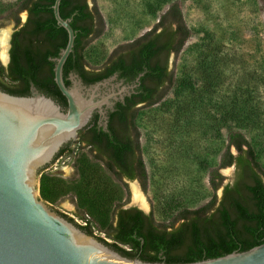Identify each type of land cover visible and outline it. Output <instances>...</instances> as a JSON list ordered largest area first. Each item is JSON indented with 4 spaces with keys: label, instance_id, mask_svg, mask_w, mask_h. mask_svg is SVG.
<instances>
[{
    "label": "trees",
    "instance_id": "1",
    "mask_svg": "<svg viewBox=\"0 0 264 264\" xmlns=\"http://www.w3.org/2000/svg\"><path fill=\"white\" fill-rule=\"evenodd\" d=\"M54 1L21 0L16 6L8 68L13 76L0 71V90L24 97L32 84L40 94L65 109L66 101L53 80L54 63L49 61V58L58 57L67 43L66 32L57 25L53 16ZM262 3L264 9V0ZM24 11L27 19L20 26L18 14ZM59 14L63 20L70 19L69 25L75 36L72 52L63 67L64 79L70 71L78 74L85 84L92 82V78L107 77L114 72L126 81H134L143 73L136 94L124 101L129 103L137 97L135 103L143 106L160 103L170 89L181 91L191 88L189 81L174 80L169 70L170 56H177L193 35L186 27L176 2L168 6L149 31L117 47L97 68H89L84 56L89 41L100 35L102 21L96 8L89 7L88 0H61ZM123 107L118 103L115 111L125 125ZM136 111L131 121L143 187L146 172L140 156ZM109 132L104 134L100 131L99 134L108 141L112 158L120 161L130 149L129 140ZM84 148L87 152L77 155L74 149L65 153L64 146L52 161L54 163L62 155L72 158L76 174L73 179L64 180L58 175L44 173L45 168L39 171V199L53 206L67 196L72 197L79 213L77 219L86 220L87 227L59 214L90 236H93L94 229L104 233L110 243L94 237L120 255L148 263L184 264L244 252L264 243V169L254 148L241 132L233 130L227 134L219 164L209 171L212 196L208 202L196 209L178 210L166 225L156 223L151 214L144 216L132 209L119 211L113 227V215L120 208L122 190L112 182L115 172L95 151L93 143L86 144ZM230 167L234 168L233 178L223 185L224 177L220 170ZM220 188L218 198L216 192ZM114 229L116 235H112Z\"/></svg>",
    "mask_w": 264,
    "mask_h": 264
},
{
    "label": "rangeland",
    "instance_id": "2",
    "mask_svg": "<svg viewBox=\"0 0 264 264\" xmlns=\"http://www.w3.org/2000/svg\"><path fill=\"white\" fill-rule=\"evenodd\" d=\"M20 1L0 0V32L15 29L14 10ZM174 2L193 35L177 56H170L169 70L174 80L189 81L191 88L170 89L160 103L137 107L145 186L130 182L122 188L112 179L122 190L121 206H135L137 189L143 200L138 208L165 225L178 210L196 209L211 198L209 171L218 166L230 131L245 136L264 169L262 0H88L102 25L100 35L85 49L87 66L99 67L117 47L149 31ZM18 17L21 25L25 12ZM6 56L5 46L0 49L1 63ZM86 152L82 148L77 155ZM47 173L64 180L76 177L74 162L64 157ZM220 173L231 182L234 169ZM49 207L70 218L76 210L70 196ZM93 236L110 243L98 229Z\"/></svg>",
    "mask_w": 264,
    "mask_h": 264
},
{
    "label": "water",
    "instance_id": "3",
    "mask_svg": "<svg viewBox=\"0 0 264 264\" xmlns=\"http://www.w3.org/2000/svg\"><path fill=\"white\" fill-rule=\"evenodd\" d=\"M60 2L54 1L53 16L66 32L67 43L49 61L54 63L53 80L66 108L40 94L32 84L28 97L0 90V264H165L120 255L39 199V171L45 168L47 173L61 159L52 163L93 114L99 115V123L107 121V112L135 94L143 76L139 74L132 84L114 83L115 74L90 85H84L76 74L64 79L63 67L75 36L70 19L60 17ZM13 32L8 31L7 49ZM102 125L105 131L107 122ZM226 183L224 180L223 185ZM184 264H264V243L244 252Z\"/></svg>",
    "mask_w": 264,
    "mask_h": 264
},
{
    "label": "flooded vegetation",
    "instance_id": "4",
    "mask_svg": "<svg viewBox=\"0 0 264 264\" xmlns=\"http://www.w3.org/2000/svg\"><path fill=\"white\" fill-rule=\"evenodd\" d=\"M24 12L26 13V19H27V12L26 11H24ZM26 19H25V21H26ZM23 24H21L20 26H22ZM11 38H12V35H11ZM11 38L9 40V47L7 49V56L4 60L5 63L0 62V71H3L5 74H8L9 76H13L12 74H10L9 69H8L10 62H11V52H10L11 46H12L11 45ZM18 42L21 43L22 40H18ZM87 70H89V69H87ZM69 74H76V73L73 71H70L67 73V77ZM114 74L116 75V79H115L114 83L119 82L120 80L123 81V84H132V82H133V81H126V79L124 77H120V75L116 72L112 73L111 75H109L107 77L104 76V77H101L99 79L92 78V80H91L92 82H89L88 84H85L83 82V80L80 77L79 78L81 79V81L84 85H90V84H94L98 81H102V80H104V79H106V78H108ZM76 75H78V74H76ZM136 89H135V94H136ZM28 92L30 93V86L28 88ZM29 93L27 94L28 96H29ZM27 95H23V96L27 97ZM132 95H134V94H131L129 97H126V98H131ZM125 99H124V101H125ZM137 99L138 98L135 97L129 103H126L124 101L121 103L124 106L123 107V109H124L123 117L126 118V121L124 122V123H126L125 125L122 123V121H120V119L118 118V117H120V115H117V112L115 111V106L118 103H120V102H117L113 106L114 111L113 112H107V114H106L108 116L107 121H101L99 123V118H100L99 115L93 114L91 120L86 125V127H84L81 131L78 132L76 139L74 141L69 142L66 145H64V146H66L65 153H67V151H69L71 149H74V154H76L77 151L80 150L81 148H84V146L86 144L93 143L95 151L98 154H100V156L113 168L115 175H116V176L113 175V179L116 180L122 186V188H128V184L130 182H137V184L142 185V183H141L142 168H141V163L139 160V153L137 150L136 135H135V132H134V129L132 126V121H131V117H132L134 111L137 110L138 106L142 105L141 103H135V102H137ZM112 114H114V115H112ZM104 122H107L105 131L103 130L104 127L102 125ZM125 126H126V128H125ZM100 131H102L104 134H110L109 131H111L116 136H119L122 138L123 137L128 138L129 143H130V149H129V151H127L125 153L124 157L120 161L112 158L111 153H110V149H109V145H108V141L105 140L102 136H100V134H99ZM124 131H126L127 133L125 134ZM63 157L72 161V158L66 157L64 155L58 157V159L63 158ZM133 205H135L137 207H135V206H123V205L121 206L120 205V208L118 210H116V212H114V215H113V225H112L113 227L116 226L119 211H124V210L130 211L132 209H135V210L142 212V214L144 216L149 215V214L141 211L138 208L139 206L137 204L133 203ZM75 209H76V207H75ZM77 215H79V213L77 212V209H76L73 217H71V219H73V221L76 224H77V221H79V220L86 223V220L77 219L78 218ZM64 216L67 217V214H65ZM74 216H75V218H74ZM68 218H70V217H68ZM146 221H148V220H146ZM85 226L87 227L86 224H85ZM116 234H117L116 229H114L112 231V235H116ZM110 242H111V240H110Z\"/></svg>",
    "mask_w": 264,
    "mask_h": 264
},
{
    "label": "bare ground",
    "instance_id": "5",
    "mask_svg": "<svg viewBox=\"0 0 264 264\" xmlns=\"http://www.w3.org/2000/svg\"><path fill=\"white\" fill-rule=\"evenodd\" d=\"M8 31L0 32V49L5 48ZM2 56V53H1ZM134 203L142 206L143 200L141 199L137 189H133Z\"/></svg>",
    "mask_w": 264,
    "mask_h": 264
},
{
    "label": "built area",
    "instance_id": "6",
    "mask_svg": "<svg viewBox=\"0 0 264 264\" xmlns=\"http://www.w3.org/2000/svg\"><path fill=\"white\" fill-rule=\"evenodd\" d=\"M77 224H79V225H81V226H85V223L84 222H82V221H77ZM126 250H128L127 248H125Z\"/></svg>",
    "mask_w": 264,
    "mask_h": 264
}]
</instances>
